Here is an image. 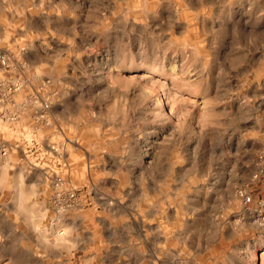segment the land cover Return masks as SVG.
<instances>
[{
  "label": "rangeland",
  "instance_id": "374dc122",
  "mask_svg": "<svg viewBox=\"0 0 264 264\" xmlns=\"http://www.w3.org/2000/svg\"><path fill=\"white\" fill-rule=\"evenodd\" d=\"M3 53L0 264H264V0H0Z\"/></svg>",
  "mask_w": 264,
  "mask_h": 264
},
{
  "label": "built area",
  "instance_id": "2783aa9c",
  "mask_svg": "<svg viewBox=\"0 0 264 264\" xmlns=\"http://www.w3.org/2000/svg\"><path fill=\"white\" fill-rule=\"evenodd\" d=\"M0 104L3 103L7 97L11 96L15 93L19 88L22 87L23 81L19 78H15L12 76L6 77L4 73L6 69H8V58L6 54H0ZM1 111V108H0ZM241 196L244 199L246 204L252 203V197L250 194L246 192H241Z\"/></svg>",
  "mask_w": 264,
  "mask_h": 264
},
{
  "label": "bare ground",
  "instance_id": "6f19581e",
  "mask_svg": "<svg viewBox=\"0 0 264 264\" xmlns=\"http://www.w3.org/2000/svg\"><path fill=\"white\" fill-rule=\"evenodd\" d=\"M152 228H153V227H152ZM158 230H159V229H158ZM156 235H157V234H156ZM260 257H261V256H260ZM260 257H259V258H260ZM257 262H258V261H257V256L255 255V257L253 258L252 263H253V264H257ZM260 262H261V261H260Z\"/></svg>",
  "mask_w": 264,
  "mask_h": 264
}]
</instances>
